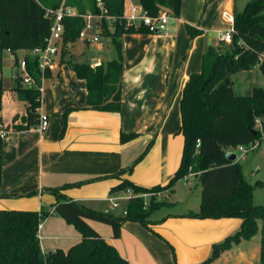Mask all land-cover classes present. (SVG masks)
<instances>
[{"label": "crops", "instance_id": "0c3cea01", "mask_svg": "<svg viewBox=\"0 0 264 264\" xmlns=\"http://www.w3.org/2000/svg\"><path fill=\"white\" fill-rule=\"evenodd\" d=\"M207 1L219 3L222 12L232 13L237 2L182 0L184 9L180 8L179 17L166 34L122 35V94L121 109L117 113L86 110L85 81L76 77L70 68H65V63L60 64L59 59L56 69L41 82L43 91L36 114L48 119L44 132L37 129L38 123L23 130L16 129L25 126L23 118L27 114V103L15 91V84L21 75L20 65L28 55L19 60L17 51L11 52L14 72L8 90L2 92L0 109V123L8 131L0 140V211H52L55 202L52 190L64 188L62 194L66 199L116 216L120 202L135 196L130 189L113 191L123 181L149 189V186L164 184L175 175L181 162L184 138L180 122L177 128L165 125L167 107L171 103L173 110L177 100L180 119V99L189 76L201 71L203 55L209 46L225 45L217 38V31L221 29L202 31L192 36V40L188 36L185 22H190L191 8L198 10ZM192 29L201 32L199 26ZM73 44L66 47V59L76 58ZM83 44L90 47L85 61L90 65L115 58L113 47H107L104 39L99 44ZM245 72L247 87L243 93L238 92L240 95L259 86L254 81L256 73L261 75L260 72L253 69ZM232 88L234 90L233 81ZM151 103H154L152 108L149 107ZM132 133L137 134L134 139L120 142L122 134ZM151 140H154L152 146L135 163L132 172L114 177L132 166ZM256 150L264 154L260 147ZM241 173L249 184H259L254 189L252 204L264 208V177L252 181L254 175L246 179L242 169ZM189 178L193 183L200 182L199 176L195 178L189 174L165 191L170 192L168 197L175 195L180 183L188 182ZM166 204L150 215L147 226L125 222L118 238H113L112 230L101 227L102 223L88 221V224L114 246L128 264H203L210 258L213 246L235 235L242 225L239 218L189 217L200 210V202L192 207L187 202L180 212L164 211L163 208H172L176 202ZM257 223L260 230L261 222ZM38 238L43 259L48 253L57 249L67 251L81 241L80 233L54 213L40 224ZM260 239L259 231L249 240L241 239L209 264H255L256 258H260Z\"/></svg>", "mask_w": 264, "mask_h": 264}, {"label": "trees", "instance_id": "16d2710c", "mask_svg": "<svg viewBox=\"0 0 264 264\" xmlns=\"http://www.w3.org/2000/svg\"><path fill=\"white\" fill-rule=\"evenodd\" d=\"M62 1L76 7L80 13L95 11L94 0L87 9L72 0H0V71L4 51H30L44 46L49 35L50 22L44 18L46 8L55 9ZM108 13L122 16L124 0H103ZM237 1V0H234ZM152 16L165 10L178 18L182 0H138ZM236 34L228 51L221 52L209 46L203 55L202 69L189 76L179 104L180 132L184 138L180 166L164 186L147 189L123 181L113 191L130 189L135 196L127 201L125 214L115 216L72 202L62 194L64 188L52 190L55 202L52 211H0V264H128L114 246L102 239L88 224L94 221L108 225L113 238L120 236L122 225L127 221L149 224L148 218L157 209L166 206L155 194L169 191L179 180L189 174H199L201 184L200 210L189 214L191 218H239L240 230L223 242L215 244L210 258L203 264L212 263L222 252L241 239L249 240L260 232L259 263L264 264V208L252 204L253 192L259 184L251 185L242 176L237 161L226 159L224 148H237L264 140V88L254 86L248 93L240 95L232 88L231 76L249 71L264 53V0H247L241 11L234 10ZM63 48L60 64L65 63L76 77L86 83V110L117 113L121 109L122 54L120 38L124 34L117 28L114 34L103 32L110 39L115 58L106 63L92 66L87 62H72L67 55L68 44L75 43L83 27L81 18H65ZM193 37L200 32L188 27ZM147 33V32H141ZM241 42V45L238 43ZM29 75L39 85L40 70L37 62L29 56L24 59ZM264 79V62L259 65ZM49 76V72L45 73ZM15 91L27 103L25 126L36 125L39 116L40 93L34 88H25L16 79ZM1 109V93H0ZM256 124L259 129L256 128ZM137 134H122L121 143L134 139ZM197 141H199L198 147ZM151 140L144 153L126 170L114 175L131 173L133 166L149 151ZM149 194L144 207L141 195ZM52 213L72 225L81 235V241L67 251L57 249L43 259L40 253L38 229ZM258 221L261 222L260 230Z\"/></svg>", "mask_w": 264, "mask_h": 264}, {"label": "built area", "instance_id": "2783aa9c", "mask_svg": "<svg viewBox=\"0 0 264 264\" xmlns=\"http://www.w3.org/2000/svg\"><path fill=\"white\" fill-rule=\"evenodd\" d=\"M95 11H86L80 13L76 7L66 5L64 1L55 9L46 8L44 11V18L49 20L50 29L49 35L45 38L44 46L37 47L29 51L30 58L37 62L40 70L39 85L29 75L26 70L25 63L22 61L20 65L21 75L20 84L25 88H34L41 94L43 88L41 82L46 78L45 73L52 72L56 69L58 61L61 57L63 48L64 24L65 18H81L83 20V27L78 35V41L87 44H99L104 38L103 32L107 31L109 34H114L117 28H121L124 33H141L147 32L151 34H166L169 27L176 20L165 10H160L157 15H150L139 2L134 3L127 0L124 3V12L122 16H113L108 13L106 3L103 0H94ZM222 21L227 25L224 30L217 31V38L220 43L231 45L236 34L234 28V14L232 12L224 11L221 15ZM173 21V22H172ZM241 45V42L238 43ZM264 62V53L259 56L258 63L251 69L259 71V65ZM93 64L92 66H95ZM40 102V97H39ZM48 127V119L45 115H39L37 129L44 132ZM8 131L0 123V140L7 136ZM197 141L196 147H198ZM258 147L264 151V144L259 142L249 143L248 145L237 147V151L244 156L248 152L256 150ZM243 159V157H241ZM237 161V160H236ZM149 194L141 195L144 198ZM148 205V201L144 202V207ZM115 207L118 204L114 205Z\"/></svg>", "mask_w": 264, "mask_h": 264}, {"label": "rangeland", "instance_id": "374dc122", "mask_svg": "<svg viewBox=\"0 0 264 264\" xmlns=\"http://www.w3.org/2000/svg\"><path fill=\"white\" fill-rule=\"evenodd\" d=\"M72 2L76 5L79 4L82 8L87 9L90 6L91 0H72ZM247 0H237L235 10L240 11L243 6L246 4ZM184 9V6L182 7ZM191 19L190 22H185L186 25L185 28H197V26L200 27V34L202 31H213L215 29H221L224 30L227 25L222 21L221 15L222 11L219 7V3H209L204 2L200 5L198 10H193L191 8L190 10ZM195 21V22H193ZM173 22V21H172ZM175 22V21H174ZM173 22V23H174ZM191 23V24H190ZM187 33V31H186ZM199 34V35H200ZM206 34V33H205ZM190 40H192V35H188ZM107 39V40H106ZM103 40V39H102ZM105 45L107 47H112L109 38H104ZM221 52L228 51L227 45H221L217 47ZM90 47H87L82 42L77 41L73 44L72 52L75 55L76 58L71 57L72 62H85L87 60V57L89 56ZM24 55L29 56L28 51L19 50L16 52L17 58L20 60ZM112 55V54H111ZM111 57V56H110ZM12 54L10 51H4L3 52V65L0 73V93L2 95V92L6 89L8 90V85L10 83V80L12 78V74L14 72V69L11 68L12 64ZM20 63V62H19ZM65 68H69L67 64L64 65ZM247 72L242 71L238 72L231 76V80L234 82V92L238 94V92L243 93V90L245 87H247ZM257 76L256 85L264 86V79L259 75V73H256ZM246 81V83L244 82ZM154 103L150 104L149 107L152 108ZM167 109H169L168 114L165 116V125L172 128L175 126L176 128L179 127V111L177 107V100L174 103V109L171 108V103H169ZM168 111V110H167ZM256 128L259 129V126L256 124ZM183 147V145H182ZM146 147L142 151V154L144 153ZM183 150V148H182ZM224 152L226 153H233L237 156V163L239 164L240 168L243 170L245 174V178L253 176L252 181H255L256 179H259L260 177H264V154H262L259 150H255L252 152H248L244 156H242L239 152H235L231 147L224 148ZM141 154V155H142ZM140 155V156H141ZM139 156V157H140ZM243 157V159H241ZM182 158V154H181ZM181 161V160H180ZM193 177L198 178L199 174H192ZM173 178V177H172ZM171 178V179H172ZM169 179L164 184L159 183L157 185L149 186V189L154 188L156 186H164L170 182ZM192 179L189 178L188 182L183 180L180 185L176 189V194L173 196H170V192H161L155 194V197L157 200L167 203L169 202H176V205L172 208H163L166 212H180L183 211L185 208V204L188 202L193 206V204L200 202V193H201V184L200 182L193 183L191 181ZM257 190V189H256ZM119 197H125V195H119ZM144 202H147L149 200V196L143 198ZM126 201H121L119 204V208L116 210V216H123V212L126 210ZM101 227L107 229L111 232V229L108 225H100ZM173 264V263H172ZM255 264H259L258 257L255 260Z\"/></svg>", "mask_w": 264, "mask_h": 264}, {"label": "water", "instance_id": "95a60500", "mask_svg": "<svg viewBox=\"0 0 264 264\" xmlns=\"http://www.w3.org/2000/svg\"><path fill=\"white\" fill-rule=\"evenodd\" d=\"M93 65V64H91ZM226 159L229 161V162H235L237 160V156L233 153H226Z\"/></svg>", "mask_w": 264, "mask_h": 264}]
</instances>
